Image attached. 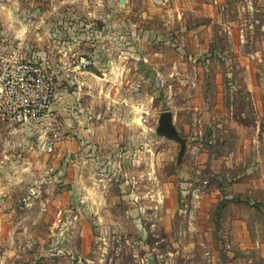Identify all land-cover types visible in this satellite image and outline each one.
<instances>
[{"label":"rangeland","instance_id":"rangeland-1","mask_svg":"<svg viewBox=\"0 0 264 264\" xmlns=\"http://www.w3.org/2000/svg\"><path fill=\"white\" fill-rule=\"evenodd\" d=\"M120 2L96 21L143 39L80 23L31 42L60 64L57 98L2 126L17 180L0 264H264V0ZM69 47L96 64L75 72ZM165 111L184 147L159 133Z\"/></svg>","mask_w":264,"mask_h":264},{"label":"crops","instance_id":"crops-1","mask_svg":"<svg viewBox=\"0 0 264 264\" xmlns=\"http://www.w3.org/2000/svg\"><path fill=\"white\" fill-rule=\"evenodd\" d=\"M9 1V2H7ZM4 0L3 2L0 1V61L7 57L9 53L12 52V50H16V47H22L21 55L24 58L27 57H35L37 59H47L48 56L49 59H51L54 56H49L47 53L41 51V50H35L32 51V43L38 44L41 46V44L45 41V32L50 27L55 28V31H60L59 29H71L78 27V24L83 22H89L95 19L96 21V14L100 13V17L102 18V12H99L98 9H96V2L99 0H31L34 4L31 6H27V3L23 5L21 2L19 3L17 0ZM30 2V0H26V2ZM124 1V3L122 2ZM135 0H121L120 5L117 4H111V6L114 8V11H123L124 8L132 9L133 4ZM49 3V4H48ZM107 5L104 9L100 8V10H103L104 19H106V16H108L107 12ZM92 10V12H91ZM20 11V12H19ZM88 11L89 13H92V18L89 17H83L79 16L80 14H86ZM51 16V21L49 22L46 20ZM79 17L81 19H79ZM78 18V19H77ZM20 20V23L18 22ZM110 20V19H109ZM101 21V20H99ZM104 25L101 26L100 32L98 34V38L107 35L108 37V29L112 27L111 21H104ZM124 23V22H123ZM127 25V23H124ZM63 26V27H62ZM133 28L136 27L135 24H130ZM103 27V28H102ZM109 27V28H108ZM112 28L115 29L116 33L118 30H120V35L124 40L127 39H134L139 40L140 38H144L147 33H142V30H136L132 31L130 28L129 31L131 32H125V28H118L117 26H113ZM86 30V29H85ZM45 31V32H44ZM48 32V31H47ZM46 32V33H47ZM64 32V31H63ZM56 35V33H54ZM126 38V39H125ZM15 42V44H13ZM72 49L78 47L77 44H74L73 46H70ZM65 48V47H64ZM63 48V49H64ZM63 49H59L57 54H62V56H59V60L63 62L64 56L70 55L69 51L63 53ZM4 50H6L4 52ZM71 59V58H69ZM71 61V60H70ZM53 66L54 63L55 71L57 72V67H59L58 61L52 62ZM78 72V71H75ZM79 73V72H78ZM82 73V72H80ZM45 119V118H43ZM41 119V120H43ZM40 120V121H41ZM38 121V122H40ZM38 122H28V123H22V124H16V125H10V124H3L0 122V139H2L7 133H3L2 126L6 127L7 129H12V132H19L20 130L24 129L25 127L32 126L35 123ZM9 127V128H8ZM5 164V165H4ZM14 176L8 172V166L6 159L2 158V155H0V221H4L7 218L8 214L5 212L6 205L10 202V196H7V193L13 189V181L17 179H13ZM7 180V181H6ZM11 180V181H8ZM17 182V181H16ZM3 230V229H1ZM0 230V231H1Z\"/></svg>","mask_w":264,"mask_h":264},{"label":"built area","instance_id":"built-area-1","mask_svg":"<svg viewBox=\"0 0 264 264\" xmlns=\"http://www.w3.org/2000/svg\"><path fill=\"white\" fill-rule=\"evenodd\" d=\"M88 16L92 18L94 15L88 13ZM97 25L99 27L95 19L80 24L86 30ZM21 50L22 47H16L0 61V122L3 124L38 122L46 117L57 98L54 66L44 59L24 58ZM69 52L75 71L82 72L96 64L95 55L78 56L70 47Z\"/></svg>","mask_w":264,"mask_h":264},{"label":"water","instance_id":"water-1","mask_svg":"<svg viewBox=\"0 0 264 264\" xmlns=\"http://www.w3.org/2000/svg\"><path fill=\"white\" fill-rule=\"evenodd\" d=\"M124 3V1H122ZM99 26H101V23H99ZM93 71L97 73L99 76H103L104 73L96 68H93ZM173 113L170 111H165L160 115L159 119V126H158V131L165 137L169 139H174L177 141H180L183 145L185 146V139L179 134L177 131L174 122H173Z\"/></svg>","mask_w":264,"mask_h":264}]
</instances>
